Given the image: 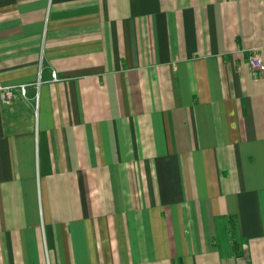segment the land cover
Listing matches in <instances>:
<instances>
[{
    "label": "crops",
    "instance_id": "obj_1",
    "mask_svg": "<svg viewBox=\"0 0 264 264\" xmlns=\"http://www.w3.org/2000/svg\"><path fill=\"white\" fill-rule=\"evenodd\" d=\"M18 84L0 264H264V0H0Z\"/></svg>",
    "mask_w": 264,
    "mask_h": 264
},
{
    "label": "built area",
    "instance_id": "obj_2",
    "mask_svg": "<svg viewBox=\"0 0 264 264\" xmlns=\"http://www.w3.org/2000/svg\"><path fill=\"white\" fill-rule=\"evenodd\" d=\"M250 65L253 69L262 67L263 59L257 53H253L249 57ZM51 78L55 79V72H51ZM26 84L4 85L0 86V100L4 103H10L19 94L21 97H26Z\"/></svg>",
    "mask_w": 264,
    "mask_h": 264
}]
</instances>
